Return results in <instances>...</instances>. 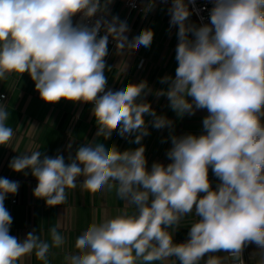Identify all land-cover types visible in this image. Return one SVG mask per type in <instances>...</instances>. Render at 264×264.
I'll return each instance as SVG.
<instances>
[{
    "label": "clouds",
    "instance_id": "obj_1",
    "mask_svg": "<svg viewBox=\"0 0 264 264\" xmlns=\"http://www.w3.org/2000/svg\"><path fill=\"white\" fill-rule=\"evenodd\" d=\"M113 2L0 0V81L27 73L45 103L91 104L97 126L95 139L80 144L67 162L59 150L54 157L25 151L10 160V169L24 175L30 170L37 181L34 197L49 207L67 203L66 189H75L82 177V190L115 189L134 209L89 225L75 241L79 252L65 256L67 264H164L172 257L179 264H221L219 252L245 264L250 244L264 264V0H210L209 22L200 17L199 25L190 21L195 0H170L177 67L174 76L159 78L167 87L158 90L146 80L107 87L110 38L122 57L150 48L154 39L151 28L129 39L127 20L110 11ZM127 2L136 7V0ZM158 2L169 4L145 0L143 14ZM128 67L122 62L115 79ZM148 95L166 97L178 118L206 110L201 133L175 135L174 121L157 114ZM9 119L8 104L0 102V146L15 135ZM149 124L168 129L161 142H171L170 162L154 161L150 169L141 143L150 135ZM114 131L140 146L119 151L96 141L109 140ZM209 169L219 181L215 188ZM19 187L0 177V264H19L33 252L49 264L50 248L66 243L58 226L49 229L51 245L35 229L23 241L10 235L13 217L5 200ZM191 216L198 219L190 223L188 239L175 243L173 234Z\"/></svg>",
    "mask_w": 264,
    "mask_h": 264
},
{
    "label": "crops",
    "instance_id": "obj_2",
    "mask_svg": "<svg viewBox=\"0 0 264 264\" xmlns=\"http://www.w3.org/2000/svg\"><path fill=\"white\" fill-rule=\"evenodd\" d=\"M124 1L114 0L110 11L122 20H127L130 27V32L127 33L129 39L139 34L144 28H151L154 31V39L150 48L140 47L124 57L116 54L115 45H108L109 55L106 60L113 69L105 73L108 77L107 87L117 90L129 82L138 83L146 80L153 90L166 88L167 85L159 83V78L164 75L174 76L177 67L176 28H172L169 33L168 7L157 5L155 11L144 15L143 12H129ZM192 19L194 18L190 17V21ZM195 23L197 24L196 20ZM122 62H127L129 67L117 80L115 77L121 72ZM0 93L6 94L4 103L8 104L10 112L7 123L15 133L7 146H0V177L20 183L18 194L9 195L5 200V207L13 217L10 235L23 241L26 235L35 229L41 240L51 245L49 229L58 226V232L65 237L66 243L61 248H50L49 264H67L65 256L79 252L75 248V241L89 225L114 218L124 211L131 213L134 209L116 196L115 189L102 190L95 194L82 190L80 186L82 177L78 178L75 189H66L67 203L64 205L49 207L43 199L34 197L33 189L37 184L36 179L31 176L30 170H25L29 172L28 175L11 170L10 160L25 151L36 150L41 151L43 155L54 157L59 150L67 162L68 155L70 153L74 155L80 144L90 143L95 139L97 126L90 111L92 105L65 100L56 104L45 103L41 100L39 93L35 90L34 82L27 73L21 78L12 75L7 81H0ZM146 101L151 103L157 114L165 115L174 121L175 135L201 133L202 119L207 115L206 110H198L193 116L185 115L183 118H178L177 114L168 107L166 97L157 99L154 95H148ZM145 119L150 121L151 117L146 116ZM31 125H35L36 128H32ZM149 131L150 135L144 137L141 142L146 149L145 156L149 169L154 161L167 165L170 161L166 158V151L171 147V142L170 140L163 143L161 141L169 136V130H156L149 124ZM130 139L134 137L123 138L114 131L109 140L104 141L102 137H98L96 141L104 143L107 147L115 145L119 151L140 146L130 143ZM69 145L72 147L69 148ZM209 180L213 188L219 182L211 169H209ZM196 219L198 218L191 216L181 221V227L173 234L175 243L186 242L190 223ZM244 251L246 264H258L259 250L255 248V245H248ZM215 255L220 258L221 264H229L231 260L224 252L215 253ZM19 264H43V262L38 260L33 252L20 258ZM153 264H161V262L157 261ZM164 264H179V261L172 257Z\"/></svg>",
    "mask_w": 264,
    "mask_h": 264
},
{
    "label": "built area",
    "instance_id": "obj_3",
    "mask_svg": "<svg viewBox=\"0 0 264 264\" xmlns=\"http://www.w3.org/2000/svg\"><path fill=\"white\" fill-rule=\"evenodd\" d=\"M125 3V6L127 8V10L129 12L131 11H138V12H142V8L144 6V2L145 0H136V7L135 8H132L129 6L127 0L124 1ZM157 5H164L166 7H169L170 6V0H169V4H161V3H157ZM193 6L190 5V9L192 8ZM195 9L197 11H194L193 14L191 15L192 18H194L196 21H197V24L199 25L202 21L200 19V17H203V22L204 23H208L209 22V11L210 9L212 8V3H210V0H195V5H194ZM78 18V17H77ZM103 34V33H101ZM109 45H115L114 42L111 41V38H110V42H109ZM0 96L4 97V99L0 102H3L4 103V100L6 99V94L4 93H0ZM231 258V257H230ZM245 261V264H246V255H245V251H243V257H242ZM229 264H234V261L233 259L231 258Z\"/></svg>",
    "mask_w": 264,
    "mask_h": 264
},
{
    "label": "rangeland",
    "instance_id": "obj_4",
    "mask_svg": "<svg viewBox=\"0 0 264 264\" xmlns=\"http://www.w3.org/2000/svg\"><path fill=\"white\" fill-rule=\"evenodd\" d=\"M191 22H194V23H195V20H194V19H192V20H191Z\"/></svg>",
    "mask_w": 264,
    "mask_h": 264
}]
</instances>
